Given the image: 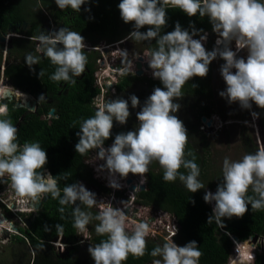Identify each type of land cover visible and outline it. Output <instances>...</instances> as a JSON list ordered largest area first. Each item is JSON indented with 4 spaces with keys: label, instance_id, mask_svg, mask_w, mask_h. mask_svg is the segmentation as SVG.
Here are the masks:
<instances>
[{
    "label": "clouds",
    "instance_id": "obj_1",
    "mask_svg": "<svg viewBox=\"0 0 264 264\" xmlns=\"http://www.w3.org/2000/svg\"><path fill=\"white\" fill-rule=\"evenodd\" d=\"M54 3L61 10L70 8L80 12L82 5L89 0H54ZM165 6L179 9L190 18L197 14L206 16L217 37L196 29L191 22L187 29L176 22L172 31L161 34L160 30L168 22ZM117 7L120 19L132 25L128 34L130 38L156 41L157 47L149 52L147 65L153 78L158 79L163 87H155L142 106L134 94L128 100L116 97L102 102L95 115L81 123L76 133L79 139L75 152L85 155L96 150L94 161H104L97 171L106 170L111 177L118 175L123 179L133 174L142 177L140 182L143 183L149 165L156 161L163 169L165 181L179 179L190 193L205 189L198 179L200 169L195 156L185 159L189 135L183 121L175 115L181 105L174 101L183 97L185 83L193 77L205 78L210 63L220 58L224 63L219 72L226 87L218 95L229 104L238 103L241 109H251L253 104L264 109V0H120ZM84 10L89 11L87 8ZM145 26L147 31H140ZM208 35H211L210 40L204 45ZM34 39L41 45L38 51L57 66L50 77L52 80L75 83L72 77L83 74L87 56L80 32L62 27L48 33L43 31ZM212 39L213 46L210 47ZM205 46L212 50L208 51ZM241 50L247 51L246 59L237 55ZM39 59L29 53L25 63L31 70ZM42 75L43 70L38 73V78ZM5 91V87H0V94ZM129 100L132 108L140 106L136 113L138 127L118 133L111 146L105 148V141L112 136L113 122L124 125L130 117ZM251 115L253 119L259 116L256 112H251ZM7 116L8 106L0 104V117ZM17 133L18 129L10 119L0 118V179L7 177L10 180V187L22 209L35 211V203L44 194L50 193L53 198H58L61 190L54 176L38 171L47 164L46 151L37 142H25L21 146L17 142ZM181 167L189 170L188 173H181ZM222 172L223 180L215 193L205 191L203 196L205 203L214 202L207 223L214 220L221 228L225 227L222 218H241L249 205L253 210L264 209V147L255 153L245 154L240 160L225 157ZM109 186L119 188L115 180H110ZM250 188L254 193L252 196L248 195ZM77 201L89 209L98 204L95 194L82 184L65 186L59 203L75 205ZM189 202L195 203L190 198ZM60 211L63 213L64 208L61 207ZM72 215L74 227L87 234V225L93 219L91 213L77 205ZM95 219L99 221L96 233L107 235V239L88 247L94 264H123L129 255H145L146 237L150 231L147 222L136 223L129 232L126 215L111 203L105 204ZM57 229L63 231L59 225ZM177 231L173 226L172 236ZM15 234L19 233L14 231ZM150 255L161 257L154 259L152 264H199L202 252L196 241L179 246L169 238L162 246L155 247ZM258 257L250 253L251 262L244 256L237 260L255 264Z\"/></svg>",
    "mask_w": 264,
    "mask_h": 264
},
{
    "label": "trees",
    "instance_id": "obj_2",
    "mask_svg": "<svg viewBox=\"0 0 264 264\" xmlns=\"http://www.w3.org/2000/svg\"><path fill=\"white\" fill-rule=\"evenodd\" d=\"M120 0H89V3L82 5L80 12H75L70 8L61 10L56 7L54 0H0V34L5 31L10 25L16 26L20 22L29 20L35 8H43L46 12H50L56 18H67L70 12L75 15L76 20L73 22V27L76 32L84 37V42L90 44L106 43L108 46L116 45L129 38V32L132 30L131 24H125L119 15L118 4ZM167 10L168 22L167 26L162 28L161 34L170 32L174 29L175 23L187 29L189 23H193L196 29H203L204 32L212 34V27L208 18L201 17L199 14L195 17H187L179 9H173L165 6ZM87 8L89 11H85ZM59 11L57 12L56 10ZM58 14H57V13ZM66 16V17H65ZM147 31V26L140 29ZM198 38V37H194ZM132 43L135 45L133 52L137 57L144 54L146 51H151L157 47L156 41H138L132 38ZM16 49L13 55L17 56L18 64L7 66L5 77L7 79H16L19 88L23 92L36 94L35 89L42 90L43 87L50 82L54 85L55 90L58 81L52 80L50 77L56 70V65H53L49 58L45 55L41 57L36 49V46L26 41H15ZM97 48V47H94ZM25 50L34 56H38L39 63L33 65L31 70L25 63ZM27 54V53H26ZM87 56L89 72L91 73L88 79L70 92L68 98H60L59 108L62 114L50 124L43 123L38 118L32 117L30 122L23 121L19 123L20 111L10 110L11 113L2 119H10L13 125H17V142L22 146L25 142H37L47 153V164L43 171L45 174L50 173L57 180L61 196L53 198L48 193L49 201L45 207V211L35 221H30L31 227L26 230H19V234L23 238L16 237L13 239L15 245L26 246V264H86L82 253L79 252V244L82 240L79 237V231L74 227V218L72 215L73 208L77 205L81 210L90 212L93 216L91 222L87 225L92 234V243L95 246L102 240L107 239V235H99L95 228L99 221L95 219L98 212L93 208H88L86 205L77 201L75 205H61L60 198L63 197V188L69 184L78 183L80 180H85L93 185L98 186L97 181L93 179V175H85L84 158L91 152L81 155L75 152V144L78 142L76 133L79 131L83 120L93 117L95 112H92L90 103L100 95L99 90L95 87L94 67L99 60L98 52ZM90 61V62H89ZM0 55V64H1ZM9 64V63H8ZM213 63L209 65V72L205 78L193 77L182 88L183 98L196 97L198 101H211L215 97V92L211 86L210 74ZM43 70V75L38 78V73ZM151 87H163L159 80L153 78H137L132 73H125L116 87L117 92L126 90L134 81L146 80ZM195 85V87H193ZM30 90V91H29ZM54 91H48L53 93ZM255 112L259 114L262 127L264 128V109H259L255 106ZM49 108L44 112L48 113ZM197 119L200 117L209 118L215 111L208 103L205 107L196 109ZM224 118V116H222ZM197 120V121H198ZM114 139L109 138L105 141V145L112 143ZM247 154L255 153L252 143L246 145ZM204 151V150H203ZM195 156V162L200 169V175L205 177V161L203 156L195 150L194 145L188 140L185 148V159H192ZM156 165L151 163L148 170V186L147 190L139 194L138 200L146 206L155 207L163 212H167L174 216L180 226V234L175 242L179 246H183L189 241H196L199 250L202 252L199 264H228L232 259L234 242L230 235H234L241 242H246L251 236L264 238V209L253 210L251 205L248 206V211L241 218L232 217L231 219L222 218L225 227H219L213 220L212 223H207L208 217L212 214L211 204L205 203L203 196L205 189L198 190L195 193H190L182 182L177 179L173 182H168L163 179V169L155 172ZM189 170L181 167L180 172L187 174ZM209 176V174H208ZM210 177V176H209ZM223 178L216 179L217 183L211 184L214 191L217 185L222 182ZM0 184H3L2 182ZM248 195L252 196V190L248 191ZM189 198L195 203L189 202ZM64 211L61 213L60 208ZM92 223V225H90ZM57 225L61 226L63 231H58ZM94 225V226H93ZM58 238H63V243L70 246L66 252L58 253L52 245ZM147 247L145 255L142 257H134L129 255L128 259L123 264H152L154 259L161 257H152L151 251L162 246L165 242L146 239ZM28 244V246H27ZM78 247V248H77ZM78 253V254H77ZM255 264H264V253L260 255Z\"/></svg>",
    "mask_w": 264,
    "mask_h": 264
},
{
    "label": "rangeland",
    "instance_id": "obj_3",
    "mask_svg": "<svg viewBox=\"0 0 264 264\" xmlns=\"http://www.w3.org/2000/svg\"><path fill=\"white\" fill-rule=\"evenodd\" d=\"M41 10H43V8H41ZM210 37L211 35L207 36V40L204 45L208 44L209 42L208 40H210ZM92 46L99 48L98 58L101 59V61L97 62V67H98V72L96 73L97 82L99 83V85H102V87L110 83L108 86L110 91L109 93H113L112 92L113 85L114 83H117L116 80L118 79V76L121 73V69H118V65L120 61L119 59L121 53L126 51V44L116 46L115 48H110L106 52H104L103 49L106 47L108 49V47H110L106 43L105 45H103V43L92 44ZM231 47L233 49V44L231 45ZM205 48H207L208 51L212 50L206 46ZM148 54L149 51H146L144 52L143 55H139L145 58L143 62V66L145 63H147V60L149 58ZM139 56L135 57L134 62H136V60L139 59ZM4 57H5V53H4ZM214 61H216V63L215 65L212 66V71L210 74V78H211L210 83L213 90L215 91V97L213 100L207 101V104L210 103L213 110L218 112L217 113L218 115H216L218 116V119L217 120L214 119L216 130L201 131L200 126L197 127L199 120L197 119L195 113L196 109L191 110L188 105L185 106L186 101L188 103L193 102V97L184 96V98L182 97L177 99L176 103L179 104L182 103L181 106L183 107V111L185 114L184 115L181 114L182 111L180 110H178V112L175 113V115H177V117L180 120H182L183 123L188 127L187 130L192 131V133L198 134L201 137V139L198 140L197 138H195V136L192 135V138L190 137L191 140L189 138L188 140L191 141V143L194 146H196L199 150H204L203 155H205V165H204L205 175L208 178L206 180L205 177L201 175V178L199 180L205 186H207L206 191H211L212 193L214 192V189L211 186V184L217 183L216 179L219 180L220 178H223L222 167H223V160L225 157H228L230 160H234V161L240 160L245 154H247L246 145L248 143H252L255 150L264 147V129L262 133L259 123L261 121L259 117L257 119H253L251 115V112H255L254 104L252 105L251 109H247V110L241 109L238 103L229 104L226 101V99L221 98L218 95V93L220 91H223L226 87L223 78L221 77L219 72L220 66L224 63V61L220 58H217ZM134 62L130 63L131 64L129 65L130 68L129 67L127 68L126 74L128 73H132L134 75L136 74L137 68H136V63ZM2 67L4 66L2 65ZM142 76L145 78H153L151 70L150 71L145 70ZM136 85L138 87L140 85L142 89V90H138L139 92L146 91L144 88H148V90H150L149 85L147 84L141 85L136 83ZM127 90H133V87H131L130 85L127 88ZM103 92L104 91L101 92V95ZM13 95H15L14 92L11 93V91H5L2 97L6 98L9 96L11 97ZM2 97L0 99V104H4ZM111 99H113V97H111ZM24 101L26 100L24 99ZM202 102H200L199 104H202ZM222 116H224V118ZM220 117H222L223 120ZM103 163L104 161L102 160H96L92 163V165H94L95 167L94 172L96 173L95 174L96 179L102 182L105 187L109 186L110 180H115L117 183H119L121 178L118 175L111 178V176L108 174L106 170L97 171L98 166L102 165ZM152 163L154 164L156 163L158 165L156 166L157 168L156 171L159 172L161 168L159 163L156 161H153ZM208 174L210 177L208 176ZM128 176H130V174ZM126 178H123V180ZM119 188H121V186H119ZM119 188L116 189L113 188L108 200L96 197L98 204L95 207L98 209V211L100 212L101 208L105 204L111 203L114 208H120L126 215L127 225H128L127 230L129 232L132 231L136 223L147 222L150 226V231L146 239H151L159 242L160 241L167 242L169 238H167V236L164 234V231L166 225L170 224L171 222L169 216L163 214L159 218H157L156 213L153 211L151 207L131 205L132 200H130L129 198L133 199V195H131V197H128V193H126L123 187L117 193L116 190ZM10 189H11L10 186H6L3 190H0V200L7 203L8 205L19 206L17 202L18 198L14 195L12 189L11 190ZM249 190H251V188ZM114 191L115 193H117L115 199L112 198L115 195ZM119 199L121 200L118 201ZM1 201H0V211L3 215L4 211L6 210V206ZM8 202H10V204ZM137 208L138 210L137 212H135V209ZM133 215H137V217H134ZM10 219L14 222V226L15 225L19 226L24 230L28 228V225L25 224V222H20L18 218L15 219L10 218ZM7 221L10 224L9 220ZM4 224L6 225V223ZM90 225H92V223ZM87 229H88L87 234L79 232V234L82 236L81 240H83L79 243L81 246H83V250L81 251L82 253L81 257H83L86 264H94V261L92 260L87 250L89 246L94 247L92 243L93 237L88 227ZM7 230L9 231L8 233L14 232V230H10L9 227L7 228ZM16 237L23 238V236L20 234L10 236L0 232V264H26V257H25L26 246L22 244L15 245L13 239ZM253 245H255V243H253ZM53 246L55 247L57 252L61 254L65 253L66 249L70 247L59 242L54 243ZM247 250L250 249L247 248L244 251Z\"/></svg>",
    "mask_w": 264,
    "mask_h": 264
},
{
    "label": "flooded vegetation",
    "instance_id": "obj_4",
    "mask_svg": "<svg viewBox=\"0 0 264 264\" xmlns=\"http://www.w3.org/2000/svg\"><path fill=\"white\" fill-rule=\"evenodd\" d=\"M41 8H35L34 12H32V16L29 17V20L24 21V22H20L16 26L10 25L5 31L1 32V34H0V55H1V61L2 62L0 64V68L2 67V65L7 68L8 65L12 66V65L18 64V61L16 60L17 56L13 55V51H15V49H16L15 41H20V42L26 41V42L34 44L36 46L38 54L41 57H43L44 53L38 51V48H37V47L40 48L41 45H40L38 40L34 39V37L38 36L43 31L45 33H48V32H52V31H56L62 27L68 28L72 31H76V29H74V27H73V22L76 20L75 15H73L69 12L67 14V16H68L67 18L64 19L62 17V18L58 19L55 16H53L52 14H50V12H46L45 10H41ZM56 11L58 12L59 9ZM213 33L214 32H212V37L214 35ZM2 39H5V43L2 42ZM84 43H85V45H89V46L93 47L92 44H90V43H86V42H84ZM210 45H211L210 47L213 46V39L211 40ZM134 49H135V45H134V43H132V46H130V47L126 46V51L121 53V56L119 59L120 61H119V65H118V69H121V73L119 74L118 79L116 80L117 83H114V85H113V91H112L113 93H109L110 92L109 89H106V91H104L101 95V93L99 91L100 95H98L90 103L92 112H96L98 110L99 105L102 102H104L106 100H109V101L112 100L111 97H113V99H115L116 97H121L125 100H128V98L134 94L139 98L140 105L142 106L144 101L147 99V97L149 95H151V93L155 87H151L149 85V83L147 82V79L142 80V81H134L131 84V87H133V90H127L126 89V90H122L121 92H119V91L117 92V90H116L118 82L122 78H124V76H125L128 65L131 62H134V59L136 57L134 55L135 53L133 52ZM25 52L27 54L25 53L24 59L29 54V52L27 50H25ZM84 52L88 55H92L93 53H96V52H86V51H84ZM4 53H5V57H4ZM98 61H101V59H99ZM212 63H213V65H215L216 61L213 60ZM87 65H88V63L86 64L85 71L83 72L82 75H80L79 77H75V76L72 77V79L75 80V83L58 81L59 82L58 85H56L55 90H53L54 85L52 84V82H50L49 84L45 85L42 90L35 89L34 91H37L36 94H31L29 92H23V90L19 88L20 86L17 84L16 79H13V80L7 79L5 77V70L3 73L0 71V85H1V87H5L6 91H11V93H12V91H14V93H15V95L11 96V99L8 97L4 98V97H2L3 94H1L0 99L2 97L4 104H6L8 106V114L11 113L10 110L20 111V117H19V121H18L19 123H23V121H25V120L28 123L32 120L31 118L34 117V118H38L43 123L50 124L53 120H56L60 114H62V111L59 108H56V106H59L58 100L60 98H63V99L68 98L71 91H73L77 87H80V85L83 84L88 79V77L91 73L89 72V68ZM94 70H96V72H94L95 87L98 90H100L99 86L97 85L98 82H97V78H96V73L98 72L97 65H96V67H94ZM137 78H142V79L144 78L145 79V77H143V76H140ZM3 79H6L8 81V84L6 86L2 85ZM136 83L141 84V85L147 84V85H149L150 90H148V88H144L147 92L146 91L139 92L138 90H142V89H141L140 85L138 87L136 85ZM50 89H51V91H54V92L48 93V91H50ZM18 93H21V94L19 95ZM41 95H44L43 98H39ZM20 96H22V97H20ZM23 96L26 98H24ZM24 99H26V101H24ZM189 100H191V99H189ZM27 102H29V103L34 102L35 106H34L33 111H30V110L25 108V105ZM174 102H176V101H174ZM204 102H206V101H203L202 104H199L200 101H198L196 98L193 97V102L188 103L186 101L185 106L188 105L191 110L197 109V111H199L200 107L207 106V102L206 103H204ZM17 103H19V105L22 106L23 108L15 109V105ZM180 105H182V103H180ZM46 108H49L48 113L44 112V110ZM179 110L182 111L181 114H183V115L185 114L182 106L180 107ZM129 111H130V117L128 118L126 124L120 125L119 123H117L115 121L113 122L112 136L110 138L114 139L118 133L127 132L130 130H135V128L138 127V121L136 119V113L140 111V106H138L136 108H132L131 102L129 100ZM51 112H52V114H51ZM217 113L218 112L215 111L214 114L218 115ZM201 119H202V116L200 117V120L197 124V127L202 124ZM14 126L17 129L19 128L17 125H14ZM185 127H186V129H188V127L186 125H185ZM187 132L189 135L188 138L190 140L192 138V135L195 136V138H197L198 140L201 139L200 135L194 134V133H192V131H189V130H187ZM113 141H112V143H113ZM112 143H110L108 145L104 144V147L105 148L110 147ZM194 147H195V150L201 154V156H204V161H205V155H203V150H199L196 146H194ZM94 155H96V150H92V152L84 158V162H83L84 167H85L84 171H85V175L86 174L93 175V179L95 181H97L98 186L93 185L89 182H86L85 180H80L78 183L85 186V188L87 190L91 191L92 193H94L96 197L108 200L110 193L113 190V188L110 186L105 187L102 182H100L99 180L96 179V177H95L96 173L94 172L95 167H94V165H92V163L94 161ZM96 165H98V164H96ZM156 166H158V165L156 164ZM156 169H155V172H158V171H156ZM148 175L149 174L147 172L145 174V177L143 178L145 181L143 183L140 182L142 177H140L138 175L130 174V176H128L126 179H124V180L121 179L118 184H119V186H121V188L123 187V189L126 191V193H128V197H131V195H133V199L129 198L130 200H132L131 205L151 207L153 209V211L156 213L157 218H159L163 214L168 215L169 218L170 217L175 218L174 216L170 215L167 212H163V211H161L155 207H152V206H146L143 203H141V201H137L139 194L141 192L147 190ZM128 181H131V183L128 184ZM1 182L3 184H0V190H3L6 186H10V184H11L10 180H8L7 177L0 179V183ZM132 185L135 186L134 190L130 189ZM142 186H145L144 190L141 189ZM205 187H207V186H205ZM121 188L117 189L116 192L118 193V191H120ZM117 193H115V191H114L115 195L112 197L113 199H115V196ZM213 193H215V191ZM44 200H45V194L43 195V197H41L35 203V205H34L35 211H29L28 213L20 214L19 217L11 216L6 210L4 211L3 215L6 219L9 220L10 223H13V224H14V222L10 218H12V219L18 218V220L20 222H25V224L28 225L27 229H29L31 227L30 221H35V219L39 218L41 216V214L45 211V207L47 206L49 199L47 202H44ZM120 200L121 199H119L118 201H120ZM41 203H44V204H42V206H41L40 205ZM28 207L31 208L32 205H29ZM37 208H39V209H37ZM92 208L99 213L98 209L95 206ZM137 210H138V208L135 209V212H137ZM133 216L137 217V215H133ZM15 228L18 230V233H19V230H24L21 227L16 226V225H15ZM179 231H180V226H179ZM15 235H17V234H15ZM79 237H80V239H82L81 238L82 236L80 234H79ZM176 238L174 239V242H175ZM258 238H261V237H258ZM62 242H63V238H62ZM76 246L79 247V251H80L79 253L81 254V251L83 250V246H81L80 244L79 245L76 244Z\"/></svg>",
    "mask_w": 264,
    "mask_h": 264
},
{
    "label": "built area",
    "instance_id": "obj_5",
    "mask_svg": "<svg viewBox=\"0 0 264 264\" xmlns=\"http://www.w3.org/2000/svg\"><path fill=\"white\" fill-rule=\"evenodd\" d=\"M209 41V40H208ZM125 42V41H124ZM208 50V49H207ZM137 61V60H136ZM132 63V62H131ZM135 63V62H134ZM131 65V64H129ZM128 65V67L130 68V66ZM115 76V75H114ZM110 83H108L106 86L99 85V83L97 84L99 86V91L100 93L102 91H106V89L108 88ZM205 118V117H202ZM221 118V117H220ZM214 119H218V116H216L214 113L209 117V118H205V122H202V124L200 125V130L201 131H213L216 130V125L214 122ZM222 119V118H221ZM223 120V119H222ZM13 191V190H12ZM14 193V191H13ZM15 195V193H14ZM43 197V196H42ZM1 201V200H0ZM3 204H5L6 206V211L11 215V216H15V217H19L20 214H24V213H28L29 210L24 211L21 206H15V205H8L7 203L1 201ZM10 204V202H8ZM212 208L214 207V202L211 203ZM8 214V215H9ZM9 215V216H10ZM170 224L166 225L164 234L167 236V238H171L174 239L179 235L180 231H179V224L176 218H171L170 217ZM13 226V223H8L7 221V228L9 227L10 230L11 227ZM173 226H175L176 229H178L177 234L175 236H172V228ZM167 229V230H166ZM14 232L10 233V236L13 235ZM230 238L232 239V241L234 242V248H233V252H232V259L230 260V262L228 264H244L242 263L243 261H238L237 259L241 258V257H245L247 259H249V262H251V258H250V253H252V255L254 257L256 256H260L264 253V238H258L257 242L255 243V245H253V237L251 236L246 242H241L237 239L236 236L234 235H230ZM62 238H59V243H63ZM54 243H52L53 245ZM64 244V243H63ZM66 245V244H64ZM61 246V245H59ZM67 246V245H66ZM61 248V247H60ZM249 248L250 250H247V253L244 254L246 251H244L245 249ZM60 250V249H59ZM65 251V250H64Z\"/></svg>",
    "mask_w": 264,
    "mask_h": 264
},
{
    "label": "water",
    "instance_id": "obj_6",
    "mask_svg": "<svg viewBox=\"0 0 264 264\" xmlns=\"http://www.w3.org/2000/svg\"><path fill=\"white\" fill-rule=\"evenodd\" d=\"M213 34H214V35H213L214 37H217V35H216L215 33H213ZM124 41H125V40H124ZM124 41H122V42L119 43V44H120V45H122V44H126V46H129V47L132 46V38H128L125 42H124ZM2 42L5 43V39H2ZM119 44L111 45L110 47H108V49H107V47H106V48L103 49V51L106 52V51H108L110 48H115L116 46H120ZM103 45H105V43H103ZM130 49H131V48H130ZM232 50L234 51L235 48L232 49ZM84 51H86V52H99V48H94V47H91V46H89V45H86ZM237 55H238L239 57H243V58L246 59V57H247V51H246V50H241ZM144 59H145V58H144L143 56H139V59L135 62V63H136V68H137L135 76H137V77L142 76V75H143V72H145V70H146V71H150V70H151V69L148 68L147 63H145L144 66H143ZM134 61H135V59H134ZM124 66H125V65H124ZM4 70H6V67H1V68H0V71H1L2 73L4 72ZM233 71H235V70L233 69ZM7 84H8V81H7L6 79H3V83H2V85H3V86H6ZM107 89H109V87H108ZM8 98L11 99L10 96H9ZM34 106H35L34 102H30V103L27 102L26 105H25V108L28 109V110H30V111H33V110H34ZM21 108H23V107L20 106L19 103H17V104L15 105V109H21ZM51 114H52V112H51ZM201 122H205V118H202V119H201ZM259 123H260V122H259ZM260 127H261V131H262V133H263V128H262V124H261V123H260ZM48 174H50V173H48ZM130 183H131V181H128V184H130ZM130 189H131V190H134V189H135V186L132 185ZM141 189L144 190V189H145V186H142ZM48 199H49L48 194H45V200H44V202H47ZM42 204H44V203H41L40 205L42 206ZM37 209H39V208H37ZM5 220H8V219L5 218ZM2 222H3V221L1 220V216H0V225H2ZM11 228H13V230H14L16 233H18V230L15 228L14 225H13V227H11ZM0 232H1V233H4V234H6V235H10V233H8L9 231L6 230L5 228H4V229L0 228ZM257 239H258V237H253V243H256V242H257ZM61 241H62V240H61ZM58 242H59V238H58L57 240H55V243H58Z\"/></svg>",
    "mask_w": 264,
    "mask_h": 264
},
{
    "label": "bare ground",
    "instance_id": "obj_7",
    "mask_svg": "<svg viewBox=\"0 0 264 264\" xmlns=\"http://www.w3.org/2000/svg\"><path fill=\"white\" fill-rule=\"evenodd\" d=\"M14 91H12V93H13ZM19 95L21 94V93H18ZM1 95V94H0ZM20 97H22V96H20ZM24 97V96H23ZM24 98H26V97H24ZM26 100V99H25ZM112 178V177H111ZM110 178V179H111ZM120 179V178H119ZM120 182V181H119ZM0 216H1V220L3 221L2 222V225H0V228H2V229H6L7 230V220H5V217L3 216V215H1V213H0ZM6 221V222H5ZM4 223H6V225L4 224Z\"/></svg>",
    "mask_w": 264,
    "mask_h": 264
},
{
    "label": "crops",
    "instance_id": "obj_8",
    "mask_svg": "<svg viewBox=\"0 0 264 264\" xmlns=\"http://www.w3.org/2000/svg\"><path fill=\"white\" fill-rule=\"evenodd\" d=\"M198 179H200V177H198ZM0 213H1V211H0ZM2 214V213H1ZM4 216V215H3Z\"/></svg>",
    "mask_w": 264,
    "mask_h": 264
}]
</instances>
